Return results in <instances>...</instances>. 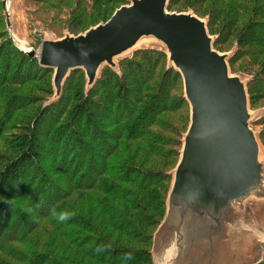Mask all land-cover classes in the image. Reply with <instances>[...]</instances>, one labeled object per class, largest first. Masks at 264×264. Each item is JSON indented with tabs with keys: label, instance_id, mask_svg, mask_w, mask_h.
<instances>
[{
	"label": "trees",
	"instance_id": "1",
	"mask_svg": "<svg viewBox=\"0 0 264 264\" xmlns=\"http://www.w3.org/2000/svg\"><path fill=\"white\" fill-rule=\"evenodd\" d=\"M96 2L97 8L105 7L109 10V4L121 3L122 0H96ZM236 3L239 2L236 1ZM209 4H212V9L206 12L211 8ZM259 7L256 9L257 15L264 18V7ZM169 8L176 11L192 9L201 17L209 16V29L211 34L215 35L214 15L215 13L217 16L222 15L223 0H172ZM2 9H4L3 5ZM230 10L231 14H226L227 16H231L232 13L234 15V12L238 15L240 10L242 12L238 4ZM107 19L108 16L105 14V18L99 22ZM251 25L245 28L249 29ZM256 25L261 27L257 38L263 41L264 45V24ZM91 26L94 25H90L89 28ZM251 38L254 39L252 35ZM238 45H241L239 40ZM215 47L218 49L217 40ZM155 54L163 55L166 70L161 82L155 86L154 94L147 97L148 93L144 88L147 84H153L159 64L157 59L147 58L146 55ZM258 54L264 55V47ZM10 56L12 62H10ZM30 58H32V66L35 65V71L53 75V70L41 66L38 58ZM15 61H18L17 64L21 62L25 64L29 61V56L25 53L14 54V50L8 45L2 50L0 48V69L3 68L6 72L11 70V63ZM230 65L232 66V59ZM239 70L253 76V81L249 84L253 104L256 83H264V78L258 79V73L253 71ZM120 72L117 73L105 67L96 85L89 93H86L85 73L83 70L73 71L65 84L60 101L46 105L39 117L33 115L26 120L28 132L22 133L14 140L13 148L18 150V154L8 159V163L0 169V240L3 239L0 244V264H4L3 255L12 257L20 254L13 244L28 240L24 233H20L21 228L23 230L25 228L30 234L46 220L49 221L47 230L53 231L55 247L63 250V255L59 258L55 254L56 257L51 260L35 251L32 257L27 258L26 264H97L100 262L154 264L151 254L153 236L165 214L171 182L169 172L174 166L163 172L142 171L135 170V165L131 162H135L134 159L139 156L138 154L149 158L150 155H159L161 152L159 145H162V135L152 131L153 126L162 128L157 119L161 111L176 109L174 104L178 103L179 106L187 108L188 122L190 121L189 105L184 97L182 76L174 69L168 68L167 57L161 51H137L131 58L120 63ZM171 73L182 80V95L179 98L173 96L172 85H167ZM77 79L78 85L75 88L72 83ZM129 80L135 82V88L127 87L126 82L128 83ZM11 83L14 81L5 78L4 75L0 77V91L3 88L0 92L1 102L5 105L1 108V111H5V116L0 114V129L6 127L5 124L14 116L9 106L13 105L15 113L19 110L20 102L9 94L10 91H5ZM48 85L50 94L53 95L51 77ZM100 88L103 89L100 90ZM97 93L102 97V102L91 99V96ZM142 97H147L148 100L145 102L141 99ZM92 108L99 110L100 115L92 111ZM48 112L54 115L49 117L46 115ZM44 123L45 129L42 127ZM39 129L42 130V135L37 136L38 143H36L30 140L29 133L37 134L36 131ZM179 134L178 158L183 132ZM40 138L46 144V151L39 145ZM261 139L264 143L262 132ZM141 144H144L146 149ZM132 148L136 150L133 151ZM37 152H39L38 160L33 157V154ZM43 152L45 153L42 154ZM134 173H138L136 186L140 190L139 194L125 187L132 181ZM91 191L96 194L92 196L86 193ZM97 192L100 195H97ZM37 195L40 197L35 204ZM67 197H75L77 201L79 199L82 210L78 213L73 211L75 215L71 219L60 222L57 218L59 213L72 212L61 206V201ZM108 198H113V202ZM11 199L19 200L15 204L18 208L11 203ZM23 202H27L30 207L25 208ZM73 205L74 203L70 207ZM22 207L24 210H21ZM32 208H35L41 216L40 224L27 218V210L29 213L33 210ZM146 208H153L160 214L156 228L150 236L151 246L141 251L115 246L109 240V236L115 232L129 239L138 237L137 234L140 233L138 222L145 219L143 212ZM11 220L12 223L9 225ZM129 254L131 259H125V256ZM258 264H264V259Z\"/></svg>",
	"mask_w": 264,
	"mask_h": 264
},
{
	"label": "water",
	"instance_id": "2",
	"mask_svg": "<svg viewBox=\"0 0 264 264\" xmlns=\"http://www.w3.org/2000/svg\"><path fill=\"white\" fill-rule=\"evenodd\" d=\"M107 21L85 32L45 36L30 56L53 70L60 101L73 71L85 73L89 93L105 67L139 50H157L180 73L190 121L154 236V264H258L264 246V144L251 126L252 77L234 73L236 49L221 52L209 16L172 11V0H125ZM262 113V114H260ZM260 114V115H258Z\"/></svg>",
	"mask_w": 264,
	"mask_h": 264
},
{
	"label": "rangeland",
	"instance_id": "3",
	"mask_svg": "<svg viewBox=\"0 0 264 264\" xmlns=\"http://www.w3.org/2000/svg\"><path fill=\"white\" fill-rule=\"evenodd\" d=\"M236 1L239 3H236ZM6 2L8 5L6 8H4V10L2 9V5H6ZM96 3V0H0L1 50L3 47H7L8 45L14 50V54L25 53L27 56H29V61H27L25 64L22 62L17 64L18 61L11 63L12 71L7 70L6 72L5 69H0V77L4 75L5 78L7 77L8 79L14 81V83H11L7 86L5 91H10L9 94H11L13 98L20 102V104H18L19 110L16 113L13 109V105L9 106V109L13 111L12 114L14 113V116L8 123L5 124L7 125L6 127L0 129V169L3 168V165L8 163V159L14 158L18 154V150H14L13 148V145H15L14 140L16 137L22 135V133L26 131L28 132V129H26V120L33 115L39 117L42 109L49 104L50 99L53 97V95L50 94V86L48 85V80H50V77L52 78L53 75L51 76V74H47L42 71H35V65L32 66L33 62L32 58H30L33 56H30L28 52L31 49L39 50L44 37L47 35L59 38L64 36L66 31H70L71 33L77 35L88 30L90 25H96L97 22L105 18V14L108 16V19H110L115 10L123 4H126V1L122 0L121 3L109 4V10H107L105 7L97 8L95 6ZM237 4L242 9V12L240 10L238 15H236L234 12V15L232 13L231 16H227L231 14L230 9L232 7L235 8ZM209 5L210 7L212 6V4ZM258 7H264V0H260L259 2H257V0H223L224 14L222 12V15L220 14V16H217L215 13L216 17L214 15V32H216L215 36H217L218 50L221 52H230L236 49V53L232 57L233 67L230 65L232 71L234 73L241 72L244 74L248 73L242 72L239 69L253 71L258 73L257 78L260 79L264 78V66H262L264 64V55H260L258 53L261 48L264 47V45L263 41L258 40L257 38L259 28L261 29V27L256 24H264V18L257 15L256 9ZM211 9L212 7L207 9L206 12L210 11ZM96 16L98 17L96 18ZM99 16L102 17L100 18ZM248 25H251V27L249 29L245 28ZM251 35L254 37V39L251 38ZM238 40L241 42L240 46L238 45ZM146 57H153L157 59V63L159 64L153 84H147V86L144 88L146 93H148L147 97H149L150 95L154 94L156 89L155 86L161 82L162 76L166 70V65L164 64L163 55H146ZM10 62H12L11 56ZM142 62L145 61L142 60ZM248 75L252 77L253 81V76L250 74ZM134 83L129 80L128 83L126 82V85L127 87L129 86V88H135L136 84ZM169 84L172 85L173 96L176 98L181 97V78L176 74L174 75V73H171L167 80V85ZM77 85L78 79L72 83V86L75 88H77ZM102 89L103 88H100V90ZM2 90L3 88L0 92H2ZM91 97V99L95 102L103 101L99 93L96 95L94 94V96ZM147 97H142L141 99L146 102L148 100ZM1 101L2 97L0 94V114L5 116V111H1V108L5 107V105L2 104ZM174 106L176 109L161 111L160 114H158L157 119L161 123L162 128L159 126H153L152 128V131L157 133V135H162V145H159L161 152H159V155L152 154L149 158H145L143 154H138L139 156L134 159L135 162H131V164L135 165V170L141 169L142 171L163 172L169 170L172 166L175 168L177 165L179 161L177 155L179 151V133L183 132L184 134L187 131L189 121L187 122V108L179 106L178 103L174 104ZM251 107L253 111L264 112V83L262 82L256 83V90L253 92V104L251 103ZM92 111L96 112L98 115L101 113L95 108H92ZM46 115L52 117L54 113L52 115L50 112H48ZM263 119L264 115L257 122H253L251 125L253 129L260 134L261 132L264 134ZM42 127L45 129V123L42 125ZM36 132L37 134L35 133L33 135L32 133H29V135L31 138L30 140L38 143L36 138L37 136L40 137L42 135V130L39 129ZM40 141L41 142L39 145L43 148V150L46 151V144L43 143L42 139ZM141 145L146 149L144 144ZM38 153L39 152L33 154V157H36V160L39 159ZM44 153L45 152L42 154ZM59 159L60 158L58 157V160ZM137 177L138 173H134L132 175V181L126 184L125 187L132 189L139 194L140 190H138V187L136 186ZM86 193L92 196L96 194V192L93 191ZM97 195L100 194L97 192ZM39 197L40 195L35 197V204L38 203ZM112 199L113 198H108L109 201L113 202ZM18 202L19 200L11 199V203L14 206H16L15 204ZM73 203V207H70ZM23 205L25 208L26 206L30 207L28 206L29 204L27 202H23ZM62 205L70 209L72 212L75 211L78 213L80 210H82L81 202L79 199L77 201L75 197H67L65 200H62L61 206ZM24 207H22L21 210H24ZM32 209L33 210L29 213L26 209L27 218L40 224L41 216L38 214L35 208ZM143 215L145 219H142V222H138L140 233L137 234V238L129 239L125 235L115 232L109 236V240H111L115 246L128 247L132 250L135 249L141 251L148 249L151 246V233L154 232V229L156 228V223L160 219V214L153 208H146V210L143 212ZM11 223L12 220L9 221V225ZM3 227L6 228L5 226ZM48 227L49 221L46 220L40 225V227L36 228L30 234H28V231H26L25 228L24 230L21 228L20 233H24L25 238H28V240L24 243H14V247L20 251V254L18 256L14 255L12 257L3 255V263L26 264L25 261L27 258L32 257V254L35 251L37 253L43 254V256H46V258L51 260H54L56 255L61 258L63 255V250L57 249V247H55L56 240L53 239V231L52 229L47 230ZM2 240L3 239L0 240V244L2 243ZM261 250L264 259V246ZM108 263L109 262H107V264ZM97 264L105 263L100 262Z\"/></svg>",
	"mask_w": 264,
	"mask_h": 264
},
{
	"label": "clouds",
	"instance_id": "4",
	"mask_svg": "<svg viewBox=\"0 0 264 264\" xmlns=\"http://www.w3.org/2000/svg\"><path fill=\"white\" fill-rule=\"evenodd\" d=\"M37 207H39V205H37ZM54 215H55V213H54ZM74 215H75V213H73V212L64 211V212L59 213L57 218L60 222H64L66 220L71 219ZM125 259H131L130 254L126 255Z\"/></svg>",
	"mask_w": 264,
	"mask_h": 264
},
{
	"label": "crops",
	"instance_id": "5",
	"mask_svg": "<svg viewBox=\"0 0 264 264\" xmlns=\"http://www.w3.org/2000/svg\"><path fill=\"white\" fill-rule=\"evenodd\" d=\"M4 4H5V2H4ZM4 8H6V5H4Z\"/></svg>",
	"mask_w": 264,
	"mask_h": 264
},
{
	"label": "built area",
	"instance_id": "6",
	"mask_svg": "<svg viewBox=\"0 0 264 264\" xmlns=\"http://www.w3.org/2000/svg\"><path fill=\"white\" fill-rule=\"evenodd\" d=\"M7 5H8V4H7V2H6V7H7Z\"/></svg>",
	"mask_w": 264,
	"mask_h": 264
}]
</instances>
